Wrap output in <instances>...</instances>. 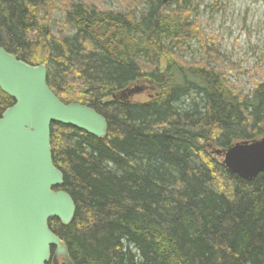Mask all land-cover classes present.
Returning <instances> with one entry per match:
<instances>
[{
    "label": "trees",
    "instance_id": "trees-1",
    "mask_svg": "<svg viewBox=\"0 0 264 264\" xmlns=\"http://www.w3.org/2000/svg\"><path fill=\"white\" fill-rule=\"evenodd\" d=\"M190 3L126 0L118 12L0 0V46L46 65L62 103L108 123L104 139L52 125L58 190L77 210L69 225L49 226L73 264H264V174L244 180L215 154L264 138V78L244 95L215 68L184 60L203 41ZM140 82L158 94L122 98ZM14 104L0 89V119Z\"/></svg>",
    "mask_w": 264,
    "mask_h": 264
},
{
    "label": "water",
    "instance_id": "water-1",
    "mask_svg": "<svg viewBox=\"0 0 264 264\" xmlns=\"http://www.w3.org/2000/svg\"><path fill=\"white\" fill-rule=\"evenodd\" d=\"M0 89L15 101L0 119V264H73L49 226L54 219L69 225L77 210L71 195L58 190L64 176L53 162L52 125L104 139L108 123L90 107L62 103L48 84L46 65L31 66L1 46ZM215 154L244 180L264 174V138Z\"/></svg>",
    "mask_w": 264,
    "mask_h": 264
},
{
    "label": "rangeland",
    "instance_id": "rangeland-1",
    "mask_svg": "<svg viewBox=\"0 0 264 264\" xmlns=\"http://www.w3.org/2000/svg\"><path fill=\"white\" fill-rule=\"evenodd\" d=\"M63 1L98 2L103 8L122 12L126 0ZM58 4L63 6L60 1ZM188 7L192 8L190 18L203 41L202 46L192 42L190 50L181 53L184 60L206 63L242 94L252 93L264 78V0H191ZM143 10L144 6L138 9ZM56 19L64 21L62 13L56 11ZM131 89L141 90L132 96L131 101L136 102H147L158 94L145 82L136 83Z\"/></svg>",
    "mask_w": 264,
    "mask_h": 264
},
{
    "label": "flooded vegetation",
    "instance_id": "flooded-vegetation-1",
    "mask_svg": "<svg viewBox=\"0 0 264 264\" xmlns=\"http://www.w3.org/2000/svg\"><path fill=\"white\" fill-rule=\"evenodd\" d=\"M55 250H53V254H54ZM52 263V262H51ZM60 263H62L61 259H60Z\"/></svg>",
    "mask_w": 264,
    "mask_h": 264
},
{
    "label": "bare ground",
    "instance_id": "bare-ground-1",
    "mask_svg": "<svg viewBox=\"0 0 264 264\" xmlns=\"http://www.w3.org/2000/svg\"><path fill=\"white\" fill-rule=\"evenodd\" d=\"M165 2H166V1H165ZM193 6H194V5H193ZM193 6H192V7H193ZM148 58H149V57H148ZM215 98H216V97H215ZM192 100H193V99H192ZM83 105H84V104H83Z\"/></svg>",
    "mask_w": 264,
    "mask_h": 264
}]
</instances>
